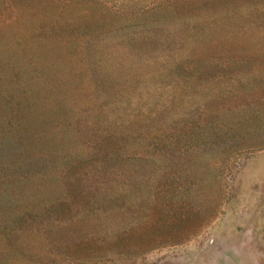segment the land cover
<instances>
[{
  "label": "rangeland",
  "instance_id": "374dc122",
  "mask_svg": "<svg viewBox=\"0 0 264 264\" xmlns=\"http://www.w3.org/2000/svg\"><path fill=\"white\" fill-rule=\"evenodd\" d=\"M6 89L57 185L0 264H264V0H0Z\"/></svg>",
  "mask_w": 264,
  "mask_h": 264
},
{
  "label": "trees",
  "instance_id": "16d2710c",
  "mask_svg": "<svg viewBox=\"0 0 264 264\" xmlns=\"http://www.w3.org/2000/svg\"><path fill=\"white\" fill-rule=\"evenodd\" d=\"M0 94H8L9 97H12L13 93L11 90L6 89L1 91ZM22 95V100L16 103L15 111L10 108L8 129L4 126L6 124H0V244L4 246L18 242V238L21 236L19 235V230L14 226L17 215L22 210L30 208L35 210L34 206H41L47 200L40 197V188H50L52 190L57 185V181L55 182L53 178L47 180L46 183L45 178L39 177L36 181L39 183H35L29 188L24 186L26 185L24 182L27 181L17 177L24 173L22 170L30 169L29 162H34V165L39 167L38 164L43 155L58 146V143L53 144L52 140L47 142L45 138L36 135L43 132L44 126L42 125L48 121L47 117H42V113L38 112L41 108L38 104L34 106L29 104L32 99V92L26 91ZM33 109L37 110V112L32 111ZM46 109L48 108L46 107ZM65 109L60 107L54 114L64 115ZM51 112L52 110L48 109V114ZM12 113L13 115L16 114V116L13 117ZM34 115L37 116L34 118L32 117ZM38 120L40 121L38 122ZM17 126V131L21 132L22 136L19 135V139L9 140L8 135ZM34 126L37 130H40L39 133H36ZM59 146H62V144ZM48 166L49 164H45L44 168ZM27 189L30 190L26 191ZM16 191L20 194L19 198L12 195ZM55 196L56 200H60L62 197V195ZM22 197L27 198V201L22 200Z\"/></svg>",
  "mask_w": 264,
  "mask_h": 264
}]
</instances>
